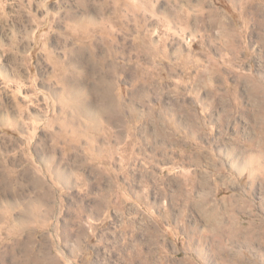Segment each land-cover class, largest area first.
Segmentation results:
<instances>
[{"label":"rangeland","instance_id":"obj_1","mask_svg":"<svg viewBox=\"0 0 264 264\" xmlns=\"http://www.w3.org/2000/svg\"><path fill=\"white\" fill-rule=\"evenodd\" d=\"M0 264H264V0H0Z\"/></svg>","mask_w":264,"mask_h":264},{"label":"bare ground","instance_id":"obj_2","mask_svg":"<svg viewBox=\"0 0 264 264\" xmlns=\"http://www.w3.org/2000/svg\"><path fill=\"white\" fill-rule=\"evenodd\" d=\"M127 5H129V4H127ZM134 6V5H133ZM130 7V6H129ZM138 8V7H137ZM136 12V11H135ZM232 35V34H231ZM152 40V39H151ZM149 44H148V48H147V52H148V54H155V51H156V49H155V47L153 46V44H152V42L149 40V42H148ZM147 55V54H146ZM118 120V119H117Z\"/></svg>","mask_w":264,"mask_h":264}]
</instances>
